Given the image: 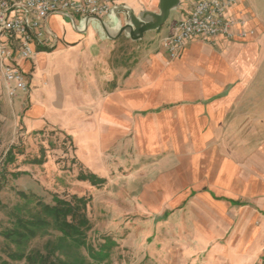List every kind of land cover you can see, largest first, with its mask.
I'll return each instance as SVG.
<instances>
[{"label": "crops", "instance_id": "crops-1", "mask_svg": "<svg viewBox=\"0 0 264 264\" xmlns=\"http://www.w3.org/2000/svg\"><path fill=\"white\" fill-rule=\"evenodd\" d=\"M195 1L51 15L14 105L29 131L67 133L85 171L146 163L135 204L189 222L204 264H264V0L230 12L245 36L195 38L171 58L163 40Z\"/></svg>", "mask_w": 264, "mask_h": 264}, {"label": "rangeland", "instance_id": "rangeland-1", "mask_svg": "<svg viewBox=\"0 0 264 264\" xmlns=\"http://www.w3.org/2000/svg\"><path fill=\"white\" fill-rule=\"evenodd\" d=\"M14 102L0 81V232L21 229L20 220L44 224L30 239L1 236L0 264H30L28 258L14 259V253L57 257L74 264H204L214 260L197 238L189 236L190 225L184 218L156 215L135 204L142 182L151 176L147 168L137 178L135 170L146 163L129 160L127 168L117 167L106 177L97 174L103 182L83 181L79 175L85 170L75 156L71 137L59 130L29 131ZM12 155L15 160L7 163ZM36 159L43 162L35 163ZM74 196L88 199V245L93 251L106 242L110 245L104 249L109 256L102 262L65 237L44 210V205L55 204V198L70 201Z\"/></svg>", "mask_w": 264, "mask_h": 264}, {"label": "built area", "instance_id": "built-area-1", "mask_svg": "<svg viewBox=\"0 0 264 264\" xmlns=\"http://www.w3.org/2000/svg\"><path fill=\"white\" fill-rule=\"evenodd\" d=\"M239 0H196L191 12L177 21L163 40L171 58L178 57L186 44L195 38L210 40L222 36L232 40L245 36L236 33L242 23L231 16ZM113 8V0H0V81L6 92L15 97L27 93L29 79L22 62L32 61L37 50L47 46V20L53 14L66 19H97Z\"/></svg>", "mask_w": 264, "mask_h": 264}, {"label": "trees", "instance_id": "trees-1", "mask_svg": "<svg viewBox=\"0 0 264 264\" xmlns=\"http://www.w3.org/2000/svg\"><path fill=\"white\" fill-rule=\"evenodd\" d=\"M15 160L14 155L10 156L6 162L12 163ZM35 163H42V160H35ZM79 179L83 181H93V184L103 182L104 178H99L96 174L89 171L79 175ZM1 191V186H0ZM23 197L30 198L29 195L21 193ZM54 205H44V210L48 216L52 218L57 229L67 238L71 239L76 245L85 247L90 250V256L98 261L105 260L109 253L104 251L106 249L107 242L102 245L99 251H93V249L87 243V233L90 228V221L87 216V204L88 199L85 196H74L72 200H63L55 198ZM167 216V215H164ZM18 224L20 228L0 232V237L14 238L19 240L30 239L36 235V228H40L44 223L41 220L26 221L20 220ZM13 258L22 260L28 258L30 264H74L67 262L60 258H51L50 256L39 255L37 257H26L25 254L14 253ZM27 260V259H26Z\"/></svg>", "mask_w": 264, "mask_h": 264}]
</instances>
